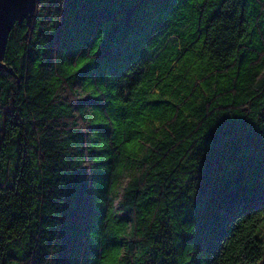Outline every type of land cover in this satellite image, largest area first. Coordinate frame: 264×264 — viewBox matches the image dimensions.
Here are the masks:
<instances>
[{
  "label": "trees",
  "instance_id": "trees-1",
  "mask_svg": "<svg viewBox=\"0 0 264 264\" xmlns=\"http://www.w3.org/2000/svg\"><path fill=\"white\" fill-rule=\"evenodd\" d=\"M56 3L37 0L2 55L13 74L0 84V264H78L88 229L108 232L89 245L92 264L113 253V264H137L146 248L148 264L155 244L172 253L168 264H255L264 248L243 233L262 222L247 226L264 203V140L239 128L264 115V0ZM85 59L86 79L66 81ZM85 91L117 96L65 98ZM96 178L114 197L106 220L88 207ZM133 228L142 241L121 238Z\"/></svg>",
  "mask_w": 264,
  "mask_h": 264
},
{
  "label": "snow or ice",
  "instance_id": "snow-or-ice-1",
  "mask_svg": "<svg viewBox=\"0 0 264 264\" xmlns=\"http://www.w3.org/2000/svg\"><path fill=\"white\" fill-rule=\"evenodd\" d=\"M227 2V0H225ZM67 7V4L64 3V0H57L56 7L59 8L61 6ZM30 6L29 0H25V2L21 3L19 7H26ZM55 31V30H53ZM244 43H248V41H244ZM255 50V49H253ZM102 49L97 48L96 52H101ZM95 55V53H93ZM257 59H259L261 70L259 71V83L257 85L258 90H264V59H260L259 55L257 56ZM93 60L85 59L83 63H79L78 66L71 69L68 74L65 76V80H70L76 76V74H81L80 79L83 81L86 79L85 73L90 74L89 69L90 66L93 64ZM10 68V62L4 58L0 57V84L3 83V81L11 74L9 71ZM125 79L128 81H131L133 77V72L130 70H125ZM99 83H104V80L101 79ZM113 88H116V85L112 86ZM95 91V90H94ZM125 95H127L125 93ZM117 93L116 91H112L111 93H104L101 94L98 91L95 92V96L93 95V92L85 91L83 95H79L77 93L68 92L65 94V98L67 99L68 103H74L76 100L89 103L94 100H100L105 99L106 97H109L110 100L116 99ZM4 99L5 97L3 95H0V116H2L4 111ZM250 99H252L250 97ZM261 103H264V99L261 100ZM123 107H127V105H124ZM78 111V109H77ZM69 112H71V109H69ZM122 118V117H121ZM68 120L72 119V116L70 115ZM249 122L243 123L240 125L239 132H247L249 134H256L261 140H264V115L261 116V118L257 120H252V117H249ZM3 120L0 119V125H2ZM68 127L67 123H61L60 128L66 129ZM111 128V125L108 126ZM217 128H214L212 131L208 132V136L215 131ZM207 131V130H206ZM89 132L92 133H98L99 135H110L111 133L109 131H106L104 127H95L90 128ZM95 139V137H93ZM129 147H132V145H129ZM100 161H93V164H100ZM87 167V165L85 166ZM99 178H96V180L91 181L92 187L89 189V204L88 207L92 210L93 213H98L102 220H106L110 217H108L109 212V200L114 199V197H109L107 192H101L99 190ZM2 182V181H0ZM245 184L247 186V195L246 198H248L249 203L257 199L256 196V178L254 176H249L246 178ZM110 190L112 193L117 192L116 186L110 185ZM129 191H135V189H129ZM4 193L0 192V196H3ZM188 195H194L193 192H189ZM147 199V197H145ZM124 205L123 203L117 201V206L115 208H112L111 210L114 212H117L121 209H123ZM236 211H244V208L242 206H238ZM254 217V218H253ZM148 219H151V217H148ZM248 219L251 221L250 224L247 226L249 229H251V225L257 223V221H262L259 225V228L256 229L254 232H244L243 235L246 237H255L254 244L258 245L259 248H264V203H261L258 207H251L250 208V214L248 215ZM202 227V224L197 222L194 224L189 231L188 229H185V232H187L189 235H194L200 228ZM104 228H107V224H104ZM167 230V229H166ZM3 229H0V232H2ZM108 235V232H105L103 229H101L100 232H97L94 229H88L84 233V241H83V255L81 258H78V264H92V261L90 259V251H89V245L94 243L95 241H102L106 238ZM8 236L11 237V232L8 233ZM121 238H126L129 240H140L142 241L144 239L143 236H139L136 234L135 229L133 228V231L131 234H127L125 232H121ZM239 237H236L235 240L230 241V244H235L236 240H239ZM8 243H11V240H7ZM247 246V245H246ZM156 248V253L151 256L150 261L148 264H168L170 260H174V257L172 256L171 252H168L165 254L163 251H161V248L163 247L160 244H155L149 246ZM149 249H144L140 252V256L137 257V264H145V257L148 253ZM116 254L113 253L109 255L107 258L100 260L99 257H97L98 264H113V257ZM233 255V253H229V258ZM235 255L239 256V253H235ZM259 259L255 262V264H264V252H258ZM194 259V258H193ZM124 264H130V261L126 260ZM189 264H192L191 261H189ZM213 264H215V260L213 261Z\"/></svg>",
  "mask_w": 264,
  "mask_h": 264
},
{
  "label": "water",
  "instance_id": "water-1",
  "mask_svg": "<svg viewBox=\"0 0 264 264\" xmlns=\"http://www.w3.org/2000/svg\"><path fill=\"white\" fill-rule=\"evenodd\" d=\"M37 0H29L30 6L19 7L25 0H0V57H2L8 34L15 22L29 21Z\"/></svg>",
  "mask_w": 264,
  "mask_h": 264
}]
</instances>
